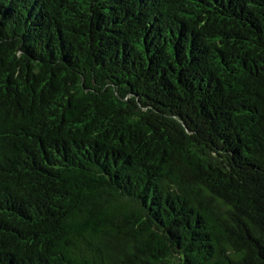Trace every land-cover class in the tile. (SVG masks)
<instances>
[{"label":"trees","instance_id":"1","mask_svg":"<svg viewBox=\"0 0 264 264\" xmlns=\"http://www.w3.org/2000/svg\"><path fill=\"white\" fill-rule=\"evenodd\" d=\"M0 264H264V0H0Z\"/></svg>","mask_w":264,"mask_h":264}]
</instances>
